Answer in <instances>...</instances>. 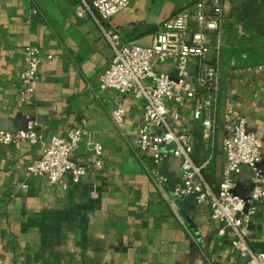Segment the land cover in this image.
Listing matches in <instances>:
<instances>
[{
	"label": "crops",
	"instance_id": "crops-1",
	"mask_svg": "<svg viewBox=\"0 0 264 264\" xmlns=\"http://www.w3.org/2000/svg\"><path fill=\"white\" fill-rule=\"evenodd\" d=\"M195 1L131 0L111 25L124 44L151 46L161 25ZM75 5L73 0H0V129L17 133L33 121L47 144L86 120V135L73 159L87 168L79 184L66 176L67 189L53 187L45 178L25 174L42 146L0 145V264H242L229 236L218 234L220 226L208 208L191 198L171 206L173 189L181 182L179 160L169 156L162 162L167 184L151 180L152 157L138 145L143 103L99 89L113 52L95 20L78 17ZM232 9L222 32L215 128L205 130L194 122L190 107L169 105L170 122L194 133V161L209 160L204 173L214 188L226 163L225 115L244 117L248 131L264 138V35L241 25ZM30 46L41 50L43 62L35 102L25 106L20 77ZM214 58L212 48L206 59ZM196 65L189 66L192 75ZM157 70L176 76L169 64ZM118 104L126 110L122 127L111 118ZM95 143L104 149L101 170L93 168ZM260 167L264 172V143ZM233 178L236 194L249 197L251 168L244 166ZM249 242L254 251L264 252V201L250 224Z\"/></svg>",
	"mask_w": 264,
	"mask_h": 264
},
{
	"label": "built area",
	"instance_id": "built-area-1",
	"mask_svg": "<svg viewBox=\"0 0 264 264\" xmlns=\"http://www.w3.org/2000/svg\"><path fill=\"white\" fill-rule=\"evenodd\" d=\"M75 14L92 17L110 45L113 56L99 76L100 90H114L120 96H131L143 103L142 121L138 128V145L153 160L150 177L157 186H164L168 178L161 172L162 162L169 156L181 163V182L174 187L171 206L193 199L198 206L208 208L213 222L219 224L218 234L228 235L231 249L242 264H264V252L254 251L249 242L250 224L257 214L258 203L264 201V172L261 170L264 138L248 131L246 119L228 113L224 117L228 132L223 140L226 163L222 181L214 188L204 170L209 160L198 165L193 158L195 136L187 128H176L170 122V104L190 107L194 122L205 130H213L219 108L220 63L223 47L222 32L228 7L236 8L237 0H196L188 9L167 19L155 35L151 46L124 44L121 33L111 25L112 19L128 8L131 0H73ZM264 6V0H251ZM213 48L215 58L206 59ZM197 61L194 75L189 66ZM43 62L38 47L30 46L24 54V69L20 77V102L31 106L35 102L36 83ZM169 64L176 76L157 70ZM113 123L122 127L126 110L118 104L111 112ZM29 122L25 131L11 133L0 129V145L12 146L26 142L42 146V154L26 167L27 177L45 178L51 186H61L66 176L79 184L87 175V168L73 159L86 135V120L65 137H52L47 144ZM172 146L171 153L165 148ZM93 168H104V149L92 146ZM244 166L252 170L253 189L249 197L235 192L233 176ZM25 187V186H24ZM142 264H148L143 262Z\"/></svg>",
	"mask_w": 264,
	"mask_h": 264
},
{
	"label": "trees",
	"instance_id": "trees-1",
	"mask_svg": "<svg viewBox=\"0 0 264 264\" xmlns=\"http://www.w3.org/2000/svg\"><path fill=\"white\" fill-rule=\"evenodd\" d=\"M237 3V21L246 29L264 35V6H259L251 0H237Z\"/></svg>",
	"mask_w": 264,
	"mask_h": 264
},
{
	"label": "rangeland",
	"instance_id": "rangeland-1",
	"mask_svg": "<svg viewBox=\"0 0 264 264\" xmlns=\"http://www.w3.org/2000/svg\"><path fill=\"white\" fill-rule=\"evenodd\" d=\"M237 8V7H236ZM233 11H231L232 12V15H233V17H235L236 18V16H237V13H236V11H235V9H232Z\"/></svg>",
	"mask_w": 264,
	"mask_h": 264
}]
</instances>
